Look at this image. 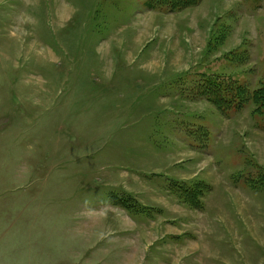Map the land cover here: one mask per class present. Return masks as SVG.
Returning <instances> with one entry per match:
<instances>
[{
    "label": "rangeland",
    "instance_id": "374dc122",
    "mask_svg": "<svg viewBox=\"0 0 264 264\" xmlns=\"http://www.w3.org/2000/svg\"><path fill=\"white\" fill-rule=\"evenodd\" d=\"M147 1L0 0V264H264V0Z\"/></svg>",
    "mask_w": 264,
    "mask_h": 264
},
{
    "label": "trees",
    "instance_id": "16d2710c",
    "mask_svg": "<svg viewBox=\"0 0 264 264\" xmlns=\"http://www.w3.org/2000/svg\"><path fill=\"white\" fill-rule=\"evenodd\" d=\"M198 2L199 0H148L146 4L149 6V8H163V6H160V5H166V3H171L172 5L169 6L170 7L169 9L176 10L178 8H183L185 6L195 5ZM218 85H216L218 89H213L214 90L213 92L210 90H207V91L205 90V92L206 93L208 92L207 95H208L209 100H212L213 102H216L217 104H219V102L221 104V101H226L224 105L221 104V106L225 107L226 110L229 108H234V109L239 108L240 109L241 106L246 104V102L249 101V99L252 97L254 102L258 105L257 111L261 112L262 110V112H264L263 111L264 110V85H262L260 88H257L251 94L248 92V90H244L245 87L244 88L239 87L241 89V92L239 94V101H237L236 104H235L236 101L232 98L230 99V101H227L222 98L221 89ZM238 90L236 91L235 94L239 92Z\"/></svg>",
    "mask_w": 264,
    "mask_h": 264
},
{
    "label": "crops",
    "instance_id": "0c3cea01",
    "mask_svg": "<svg viewBox=\"0 0 264 264\" xmlns=\"http://www.w3.org/2000/svg\"><path fill=\"white\" fill-rule=\"evenodd\" d=\"M154 8H151L150 10H153ZM154 11H156V10H154Z\"/></svg>",
    "mask_w": 264,
    "mask_h": 264
}]
</instances>
